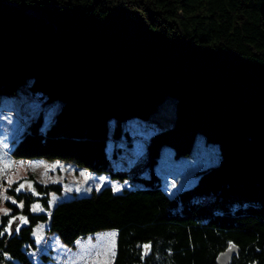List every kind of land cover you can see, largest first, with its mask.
Here are the masks:
<instances>
[{
	"label": "trees",
	"instance_id": "obj_1",
	"mask_svg": "<svg viewBox=\"0 0 264 264\" xmlns=\"http://www.w3.org/2000/svg\"><path fill=\"white\" fill-rule=\"evenodd\" d=\"M24 83L60 106L47 124L41 113L31 119L10 148L0 264H34L26 249L40 221L72 247L116 229L111 264H217L234 247L227 264H264V0H0V90ZM166 96L171 124L123 159L121 121L147 118ZM197 131L218 142L219 159L170 195L154 168L160 147L185 154ZM32 157L111 180L50 207L62 184L26 173Z\"/></svg>",
	"mask_w": 264,
	"mask_h": 264
},
{
	"label": "rangeland",
	"instance_id": "obj_2",
	"mask_svg": "<svg viewBox=\"0 0 264 264\" xmlns=\"http://www.w3.org/2000/svg\"><path fill=\"white\" fill-rule=\"evenodd\" d=\"M174 105V97L166 96L147 118L135 116L121 121L122 127L128 133V138L121 135L118 139L122 148L120 155L123 159L139 142L146 141L149 134L171 124ZM59 106L60 101L48 100L41 95V92L30 89L28 83L17 86L11 93L0 90V177L14 168L15 159L9 151L30 120L41 113L44 124H47ZM128 143H130L129 147ZM219 156L218 142L207 138L203 131H197L189 151L185 154L175 155L170 144H163L154 168L160 176L163 187L173 194L178 189L193 184L196 180L195 171L216 163ZM21 163L25 172H31L40 182L62 184L61 193L51 194L50 207L57 201L74 194H88L111 180L105 171L96 172L60 159L46 160L32 157ZM114 181L118 180L114 179ZM21 185L24 187L21 188ZM120 185L121 183H117L114 187L120 188ZM29 186L30 182L25 181L19 185V188L24 189ZM31 209L35 212L43 210L39 201H34ZM21 222H24V218ZM46 225L47 221H40L33 227L32 236L36 246L26 249L27 255L34 264H111L115 253L116 229L90 232L78 237L72 247L64 246L66 244L55 232H46ZM101 239L107 241L105 246L96 244V241ZM68 249L70 250L67 251ZM41 253L52 255L53 258L43 261L40 258Z\"/></svg>",
	"mask_w": 264,
	"mask_h": 264
},
{
	"label": "water",
	"instance_id": "obj_3",
	"mask_svg": "<svg viewBox=\"0 0 264 264\" xmlns=\"http://www.w3.org/2000/svg\"><path fill=\"white\" fill-rule=\"evenodd\" d=\"M234 250H236V247L228 248V249L222 251L221 253H219L217 258H216V263L217 264H227L229 257Z\"/></svg>",
	"mask_w": 264,
	"mask_h": 264
},
{
	"label": "crops",
	"instance_id": "obj_4",
	"mask_svg": "<svg viewBox=\"0 0 264 264\" xmlns=\"http://www.w3.org/2000/svg\"><path fill=\"white\" fill-rule=\"evenodd\" d=\"M163 188H164V187H163ZM164 189H165V188H164ZM178 190H179V189H178ZM178 190H177V191H178ZM165 191H166V189H165ZM177 191H176V192H177ZM166 192H167V191H166ZM176 192H175V193H176ZM167 193L170 194L169 192H167ZM173 194H174V193H173ZM170 195H172V194H170ZM46 226H47V225H46ZM49 233H50V232H49ZM115 238H116V235H115ZM114 243H115V242H114ZM64 246H68V245H64ZM114 247H115V244H114ZM113 249H114V248H113ZM69 250H70V249H68L67 251H69ZM50 257L53 258L52 255H51ZM49 260H50V259H49ZM51 260H52V259H51ZM2 264H9V263H2Z\"/></svg>",
	"mask_w": 264,
	"mask_h": 264
},
{
	"label": "snow or ice",
	"instance_id": "obj_5",
	"mask_svg": "<svg viewBox=\"0 0 264 264\" xmlns=\"http://www.w3.org/2000/svg\"><path fill=\"white\" fill-rule=\"evenodd\" d=\"M20 187L22 188V187H24V185H21ZM21 219H22V218H21ZM17 230H18V229H17Z\"/></svg>",
	"mask_w": 264,
	"mask_h": 264
}]
</instances>
